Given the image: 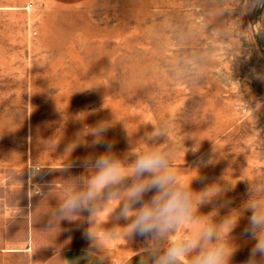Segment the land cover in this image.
Segmentation results:
<instances>
[{
    "label": "rangeland",
    "instance_id": "374dc122",
    "mask_svg": "<svg viewBox=\"0 0 264 264\" xmlns=\"http://www.w3.org/2000/svg\"><path fill=\"white\" fill-rule=\"evenodd\" d=\"M100 121L119 153L173 151L195 192L229 187L197 215L239 218L243 264L247 204H264V0H0V156L102 152L77 146ZM123 223L102 211L95 226L118 236L98 251L113 263L146 248Z\"/></svg>",
    "mask_w": 264,
    "mask_h": 264
},
{
    "label": "clouds",
    "instance_id": "9594fccd",
    "mask_svg": "<svg viewBox=\"0 0 264 264\" xmlns=\"http://www.w3.org/2000/svg\"><path fill=\"white\" fill-rule=\"evenodd\" d=\"M257 78L261 79L259 75ZM110 127L107 121L98 122L89 133L92 139L77 144L93 150L103 146L104 151H92L65 165L66 169L80 167L85 175L78 185L67 189L56 214L64 221L84 216L85 251H99L104 239L118 238L112 231L103 239L98 234L95 226L103 211L124 222L120 237L143 238L152 264H232L237 245L231 234L239 218L227 216L216 222L212 214L197 215L202 206L224 197L230 188L208 184L195 192L191 182L180 179L173 165V151L153 146L131 155L119 153L114 141L107 139ZM181 147L194 154L198 151L196 146ZM211 160L199 157L195 166L206 167ZM196 179L206 177L198 175ZM246 210L251 215L241 235L254 244L243 264H264V204L250 200ZM185 225L192 227L185 231Z\"/></svg>",
    "mask_w": 264,
    "mask_h": 264
},
{
    "label": "crops",
    "instance_id": "0c3cea01",
    "mask_svg": "<svg viewBox=\"0 0 264 264\" xmlns=\"http://www.w3.org/2000/svg\"><path fill=\"white\" fill-rule=\"evenodd\" d=\"M32 150L19 161L0 156V264H152L146 248L119 263L96 250L86 252L79 243L87 227L81 225L84 216L64 221L56 214L67 189L75 186L71 181L84 177L83 169H66L65 156L49 153L43 159Z\"/></svg>",
    "mask_w": 264,
    "mask_h": 264
},
{
    "label": "built area",
    "instance_id": "2783aa9c",
    "mask_svg": "<svg viewBox=\"0 0 264 264\" xmlns=\"http://www.w3.org/2000/svg\"><path fill=\"white\" fill-rule=\"evenodd\" d=\"M35 192L36 193H40V191L38 190V188H35Z\"/></svg>",
    "mask_w": 264,
    "mask_h": 264
}]
</instances>
